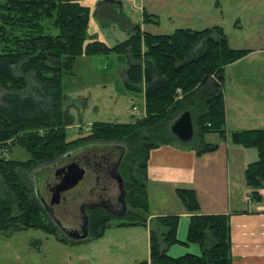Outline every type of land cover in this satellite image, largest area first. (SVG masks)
<instances>
[{"label":"trees","instance_id":"1","mask_svg":"<svg viewBox=\"0 0 264 264\" xmlns=\"http://www.w3.org/2000/svg\"><path fill=\"white\" fill-rule=\"evenodd\" d=\"M90 10L80 0H0V150L19 147L26 161L0 155V234L38 230L66 245L102 238L114 218L92 211L86 241L59 235L34 195L28 176L71 150L89 144L117 143L124 151L118 174L124 185L126 214L116 228L147 227L150 220L146 168L151 150L162 145L190 149L197 156L215 152L218 144L206 136L226 139L224 68L249 54L231 49L220 27L201 31L177 29L152 35L138 25L122 26L125 41L109 47L88 35ZM144 24L156 16L143 12ZM115 54L127 59L124 87L143 95L142 115L132 123H93L86 134L68 141L72 119L63 94V76L79 57ZM188 112L194 135L181 143L172 123ZM232 144L253 149L257 160L244 171L250 199L262 201L264 189V129L229 134ZM176 197L190 214L184 244H195L200 255L173 258L166 250L177 243L179 217L154 218L149 227V260L137 264H232L228 215H203L191 189Z\"/></svg>","mask_w":264,"mask_h":264},{"label":"rangeland","instance_id":"2","mask_svg":"<svg viewBox=\"0 0 264 264\" xmlns=\"http://www.w3.org/2000/svg\"><path fill=\"white\" fill-rule=\"evenodd\" d=\"M110 9L113 15L108 14V8L99 9L104 26L97 27L106 42L104 44L113 47L126 40L125 33L120 29V25H126V20L117 18V13L121 14L119 7L114 5ZM121 11L132 24L144 27L152 35H171L177 29L201 31L222 28L231 49L249 51L247 56L223 73V92L228 99L230 122H239L246 129H264V0H122ZM143 12L156 16L157 23L144 24ZM109 24L111 26H105ZM90 29L94 31L91 26ZM126 67L127 59L115 54L75 60L72 71L63 76L62 81L72 119V124L66 128L68 141L86 134L93 123L128 124L142 115L139 108L141 95L132 94L124 87L123 70ZM3 94L0 90V103ZM218 139L212 135L207 141ZM94 145H84L69 153L73 155ZM250 152L256 155L255 150ZM0 155L10 160L28 159V154L19 147L5 153L0 150ZM67 162L63 156L54 163L39 166L28 176L37 198L43 186L52 182L54 171ZM75 169L77 183L72 191L64 195L66 205L74 211L87 198V192L93 186L90 174L77 164ZM239 174V179L244 182L243 175ZM118 222L120 218L110 221V227L105 230L101 241L75 245L61 243L54 236L38 230L0 234V264H135L132 263L135 256L138 253L141 257L144 255L142 247L134 245L130 235L139 236L134 233H142V230L116 228L114 225Z\"/></svg>","mask_w":264,"mask_h":264},{"label":"crops","instance_id":"3","mask_svg":"<svg viewBox=\"0 0 264 264\" xmlns=\"http://www.w3.org/2000/svg\"><path fill=\"white\" fill-rule=\"evenodd\" d=\"M80 3L90 10L89 28L91 26L94 31L88 29V35L92 39L106 43L98 32L97 26H104L99 9L108 8V14L113 15L109 7L114 5L119 7L118 12L121 13L120 15L117 13V18L123 17L126 20V25H120V29L127 38L122 26L134 24L121 11L122 0H80ZM140 28L146 32L144 27ZM231 65L226 66L224 72ZM139 99L141 101L139 108H141L143 95ZM227 100L224 97L226 139L208 142L207 138L212 135L205 138L207 143L218 144L215 152L197 156L193 150L174 145H162L150 151L146 175L151 216L147 227L127 228V230H142V233H134L139 236L130 235L133 244L142 247V255H144L141 257L138 253L132 263L149 260V227L153 224L151 221L156 217L168 215L179 217L176 231L179 243L170 246L166 254L173 258L186 254L200 255L198 245L184 244L190 214L184 210L176 197L177 189H191L196 194L201 214L229 216L232 264H264V189L259 190L262 201L256 203L250 199V189L246 187L245 181L239 179L241 177L239 173L244 179V171L250 163L257 160V153L255 155L250 152L253 149H244L232 144L228 137L232 132L256 128H242L239 122L232 124L228 115Z\"/></svg>","mask_w":264,"mask_h":264},{"label":"flooded vegetation","instance_id":"4","mask_svg":"<svg viewBox=\"0 0 264 264\" xmlns=\"http://www.w3.org/2000/svg\"><path fill=\"white\" fill-rule=\"evenodd\" d=\"M123 154L124 151L120 146L110 142L96 144V146L82 149L73 155L68 153L64 156L66 160H73L92 176L93 186L88 190L87 198L77 206L75 211L66 205L67 201L64 195L69 191L63 194L60 204L47 209L41 205L46 215L53 219L60 236L67 238L66 235L69 233L79 232L83 226L84 213L88 216L89 221L92 211H99L111 218H116L111 213L121 212L123 201L117 175H119L118 169ZM97 208L103 209L107 213Z\"/></svg>","mask_w":264,"mask_h":264},{"label":"water","instance_id":"5","mask_svg":"<svg viewBox=\"0 0 264 264\" xmlns=\"http://www.w3.org/2000/svg\"><path fill=\"white\" fill-rule=\"evenodd\" d=\"M170 133L181 143H188L191 141L194 135L193 123L191 116L188 112L182 113L171 125ZM76 164L74 161H68L64 166L54 171L53 180L43 186L41 193H38V199L45 209L51 208L60 204L63 194L72 190L77 183ZM117 181L122 195V209L119 213H111L116 218H122L126 214V203L124 201V185L121 177L117 175ZM95 208V207H91ZM100 209V208H97ZM102 212L107 211L100 209ZM83 226L79 232H71L67 238L71 241L82 242L89 238V232L87 228L88 216L84 213Z\"/></svg>","mask_w":264,"mask_h":264},{"label":"built area","instance_id":"6","mask_svg":"<svg viewBox=\"0 0 264 264\" xmlns=\"http://www.w3.org/2000/svg\"><path fill=\"white\" fill-rule=\"evenodd\" d=\"M130 2H133V1H135V0H129ZM134 111H137V108L136 107H133L132 108Z\"/></svg>","mask_w":264,"mask_h":264}]
</instances>
